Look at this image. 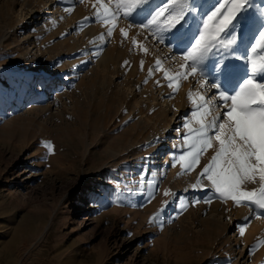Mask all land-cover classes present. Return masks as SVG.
Segmentation results:
<instances>
[{
  "label": "rangeland",
  "instance_id": "obj_1",
  "mask_svg": "<svg viewBox=\"0 0 264 264\" xmlns=\"http://www.w3.org/2000/svg\"><path fill=\"white\" fill-rule=\"evenodd\" d=\"M167 3L145 0L126 20L120 0H0V264H264V246L252 236L264 229V215L247 218L235 208L262 210L211 188L201 173L219 142L203 147L196 133L224 119L214 93L234 95L250 78L264 0H248L223 34L236 43L199 66L206 79L182 78L178 55L190 51L221 0H189L184 33L163 34L172 39L166 56L153 33L129 23L147 24ZM75 36L86 40L81 55L69 42ZM251 59L264 81L261 58ZM188 79L206 89L182 101ZM190 152H200L191 169L179 159L191 161ZM177 170L198 179L179 187L171 179ZM244 187L258 190V178ZM215 199L230 205L227 217L210 212Z\"/></svg>",
  "mask_w": 264,
  "mask_h": 264
},
{
  "label": "snow or ice",
  "instance_id": "obj_2",
  "mask_svg": "<svg viewBox=\"0 0 264 264\" xmlns=\"http://www.w3.org/2000/svg\"><path fill=\"white\" fill-rule=\"evenodd\" d=\"M145 0H120L123 6V18L137 9ZM248 0H221L219 6L207 16L203 23L201 34L186 54L178 55L183 61L187 71L182 73V78L197 74L206 79L200 71V65L209 57L215 49H230L236 38L225 40L223 34L236 19L237 15L246 6ZM189 7V0H168L155 16L145 25H132L141 30L147 29L156 36L160 43H164L163 34L174 29L184 18ZM113 19H116L113 16ZM111 36V32L108 33ZM122 35L127 37L128 32L122 30ZM147 52V48L144 49ZM252 54L261 58L260 72L264 75V31H261L255 45L251 48L248 63L251 64V76L239 88L234 95H228L223 91H216L223 101L221 107L225 109L223 121L213 120L211 123H201L196 129L197 143L203 147H212L213 141L219 142V148L215 157L206 166L201 176L210 182V186L222 199H231L237 205L246 202V206L262 210L254 212L253 219H259L264 215V81L257 79V65ZM161 62L157 60L156 68H160ZM143 68V61H141ZM151 71L149 75H151ZM168 86L172 87V77H168ZM159 83V82H157ZM219 89V85H209ZM214 133V135H210ZM191 134V130H189ZM51 149L52 145H48ZM195 147V144L192 145ZM201 148V152L203 151ZM192 156L189 169L199 161L200 152ZM179 159L184 161L185 156ZM260 183L258 190H246L247 183ZM201 182L198 181L197 185ZM200 190H203L201 188ZM165 195H168L166 192ZM150 202V200H149ZM197 199L195 203H199ZM166 206V205H165ZM183 207V204H180ZM250 223V221H249ZM244 228H240L243 235ZM250 251H254L250 250Z\"/></svg>",
  "mask_w": 264,
  "mask_h": 264
},
{
  "label": "bare ground",
  "instance_id": "obj_3",
  "mask_svg": "<svg viewBox=\"0 0 264 264\" xmlns=\"http://www.w3.org/2000/svg\"><path fill=\"white\" fill-rule=\"evenodd\" d=\"M47 14H49L48 12H47ZM94 29H95V27H94ZM95 31H96V29H95ZM184 28L181 26V24L179 23L174 29H172V30H170V31H167V33H171V36H172V39L174 38V35H179V34H182V33H184ZM94 32V31H93ZM95 33V32H94ZM96 34V33H95ZM94 34V35H95ZM172 39H168L167 37L166 38H163V40H164V43H160L159 41H157V42H155L154 44H155V47H156V49L157 50H161L160 51V53H162V55H171V51H173V48H171V41H172ZM37 41V40H36ZM84 41L86 42V40L82 37V38H80V37H77V36H75L74 38H69V42H70V44H77V47H75L74 48V50H73V54L74 53H76L77 51H79L80 52V55L81 54H83V52H84V47H85V45H84ZM153 42H154V40H153ZM36 43H39V41H37ZM91 46V43H88V46ZM99 51H100V49H98ZM101 52H103V51H101ZM103 54H104V52H103ZM103 54H99L100 56H102ZM177 57V56H176ZM180 61V60H179ZM231 61V60H230ZM229 61V62H230ZM232 61H234V60H232ZM231 63H234L236 66H241V64L242 63H237V61H236V63H235V61L234 62H231ZM43 70V69H42ZM43 82H44V80H43ZM42 82V83H43ZM193 84H195V89L193 90L192 88L194 87L193 86ZM193 86V87H192ZM200 88H202V89H204L203 88V86H202V83L200 82H198L197 83V81H193L192 79H188L186 82H184L183 83V86H182V88H181V91L179 92V94H178V97H179V99L180 100H184V99H186L187 98V96H188V94H190V92H194L195 93V91L196 90H198V89H200ZM209 88V87H208ZM193 91H192V90ZM206 89V88H205ZM213 89V88H212ZM216 90V89H215ZM149 91V90H148ZM151 91V90H150ZM199 91V90H198ZM214 91H207L206 92V94H205V99H206V105H210V106H213V103H212V100H213V98H214V95L213 94H210V96H212V99H210L209 97H207L208 95H209V93H213ZM44 95H45V92H41L40 91V97H44ZM207 95V96H206ZM169 99V98H168ZM168 99H166V100H163L164 101V104H166V108H168V110H170V111H172V107L171 106H173V103L170 101V100H168ZM215 99V98H214ZM162 101V102H163ZM216 102V101H215ZM217 106V105H216ZM219 106V105H218ZM221 106V105H220ZM214 107V106H213ZM216 109H217V107H216ZM215 108H214V111L216 110ZM47 110H48V112L49 111H51V109L50 108H47ZM167 110V109H166ZM178 135V132H176V133H174V134H172L171 136L172 137H174V136H177ZM167 141L165 140V142L161 145V147H165L166 145H167ZM169 144V143H168ZM113 156H117L118 154L117 153H113L112 154ZM191 158V157H190ZM168 159V158H167ZM164 160H166V158L164 159ZM185 162H186V164L187 165H189L190 163H191V161H187V159H185L184 160ZM165 162H167V160L165 161ZM182 162V161H181ZM177 166V165H176ZM175 166V167H176ZM193 168H195L194 166H193ZM193 171H195V170H193ZM196 172V171H195ZM180 171L179 170H177V171H175L172 175H171V179H173L174 181H176V182H178V184H179V187H181V186H185V185H188L187 183H193V182H195V181H197V179H198V174L197 173H188V172H184V173H181L180 175ZM200 174V173H199ZM207 206V205H206ZM210 212L211 213H215V214H220V215H223L224 217L226 216L227 217V214H229V211H230V205H227V204H225L224 202H223V200H219V199H215L214 201H213V203H211L210 205ZM207 208V209H208ZM205 212V211H204ZM235 212H237V214H239V215H241V214H244L247 218H251V217H253L252 216V214H251V211L248 209V208H242V209H240V208H238V207H236L235 208ZM219 216V215H218ZM210 219H213L214 221L213 222H215V221H219V222H215V223H220V220H218L219 218H215V217H211ZM262 231H264V229L263 230H258V231H254L253 233H252V236H253V238L254 239H256L255 241H253V242H256V243H258L259 245H263L264 246V234H262ZM239 235H241V233L239 234ZM242 239L243 240H245V242H249L248 240H246L245 238H244V236L242 235ZM261 248V247H260ZM263 250H264V248H263ZM263 255V254H262Z\"/></svg>",
  "mask_w": 264,
  "mask_h": 264
},
{
  "label": "crops",
  "instance_id": "obj_4",
  "mask_svg": "<svg viewBox=\"0 0 264 264\" xmlns=\"http://www.w3.org/2000/svg\"><path fill=\"white\" fill-rule=\"evenodd\" d=\"M218 117V116H217Z\"/></svg>",
  "mask_w": 264,
  "mask_h": 264
}]
</instances>
